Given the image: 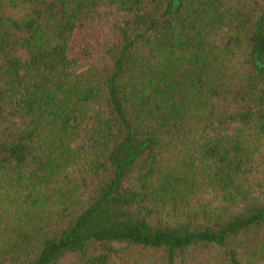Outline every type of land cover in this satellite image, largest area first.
<instances>
[{"label":"trees","instance_id":"16d2710c","mask_svg":"<svg viewBox=\"0 0 264 264\" xmlns=\"http://www.w3.org/2000/svg\"><path fill=\"white\" fill-rule=\"evenodd\" d=\"M263 144L264 0H0V264H264Z\"/></svg>","mask_w":264,"mask_h":264},{"label":"rangeland","instance_id":"374dc122","mask_svg":"<svg viewBox=\"0 0 264 264\" xmlns=\"http://www.w3.org/2000/svg\"><path fill=\"white\" fill-rule=\"evenodd\" d=\"M226 31H227V28H225V27L221 28V30H220V32H219V37H221V36L223 35V34H221V32H226ZM262 143H263V142H262ZM177 147H178V148L176 149L177 151H176L175 153L180 152V154L182 155V151H183V155H184V154H185V151L182 150L181 145H178ZM174 149H175V148H170V150H169L168 152L173 151ZM175 153L170 154V155H167V154H168V153H167V154H166V158H167V160H172V158L174 157ZM263 153H264V144H263V147L260 148V150H259V152H258V155H256L257 158H259V154L262 155ZM114 262H115V264H126V263H124V261H122V260H120V259H115Z\"/></svg>","mask_w":264,"mask_h":264}]
</instances>
